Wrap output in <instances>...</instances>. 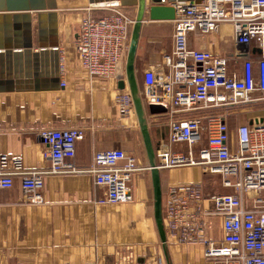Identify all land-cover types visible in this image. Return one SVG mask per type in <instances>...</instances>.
<instances>
[{
  "label": "crops",
  "instance_id": "0c3cea01",
  "mask_svg": "<svg viewBox=\"0 0 264 264\" xmlns=\"http://www.w3.org/2000/svg\"><path fill=\"white\" fill-rule=\"evenodd\" d=\"M125 10L132 17L137 15V8ZM63 11L58 0L63 89L36 90L42 82L49 84L53 80L51 54H46L42 62L35 60V53L39 52L36 14H33L32 50L28 54L20 50L18 57H0V157L21 159L30 171L47 170L50 162L45 157L42 133L80 129L84 131V140L77 143L73 160L77 166L90 169L96 153L120 149L136 153L141 169L133 175L131 199L117 204L103 202L109 189L97 185L89 172L48 178L42 203L31 201L24 193L21 177H16L13 188L0 190V264H116L119 253H126L128 248L134 251L137 264H158L159 260L164 264H228L223 259L209 260L205 254L207 243H218L225 234L223 218L211 214L213 198L224 192L239 193L234 185L224 186L222 175L206 172L202 166L158 169L166 243L161 239L155 217L152 164H159L157 150L169 145L173 118L185 115L174 116L169 110L151 114L144 101L143 78L147 70L165 73L168 69L164 60L174 47L173 23L146 18L143 24L136 61L143 120L136 106L127 114L121 113L118 96L121 92L131 94L129 88L120 89L121 81H126V69L121 78H93L84 70L75 48L79 32L68 30L69 25L63 27L64 21L68 23ZM190 41L194 48L225 56L234 48L228 25L209 35L198 31L191 35ZM262 111L264 107L233 119L235 147L237 128L263 118ZM197 115L200 114L186 117ZM149 143L154 160L149 155ZM188 185H198L202 197L192 203L190 213L194 219L184 229L174 225L166 208L171 190ZM260 196L264 198V193H245L246 206H255V199Z\"/></svg>",
  "mask_w": 264,
  "mask_h": 264
},
{
  "label": "built area",
  "instance_id": "2783aa9c",
  "mask_svg": "<svg viewBox=\"0 0 264 264\" xmlns=\"http://www.w3.org/2000/svg\"><path fill=\"white\" fill-rule=\"evenodd\" d=\"M90 7L108 13L100 17L89 14L82 19L75 43L81 64L93 78H121L135 18L120 3ZM176 11L172 22L174 47L164 60L168 69L165 73L147 70L143 78L147 105L164 103L174 116L185 115L173 118L169 145L157 150L156 167L202 166L206 172L222 175L225 187L234 185L239 193L224 192L213 198L211 214L223 218L225 234L220 242L207 243L206 257L228 264H264V198L256 197L252 208L243 198L245 193H264V117L237 128L235 147L228 114L229 109L264 100V0L184 2L177 4ZM225 25L231 29L234 47L228 56L191 45L192 34H213ZM118 103L123 114L135 106L128 92H121ZM191 113L200 115L186 117ZM41 137L50 167L30 171L21 159L2 156L0 190L13 188L15 178L21 177L24 193L31 201L42 203L48 178L89 172L97 185L108 187L105 204L131 199L130 184L141 169L136 153L99 151L94 166L83 169L73 160L84 131L48 130ZM201 197L198 185L172 189L166 208L168 218L177 227L188 229L194 219L192 203ZM118 256L116 264H137L131 248ZM158 264L164 263L159 260Z\"/></svg>",
  "mask_w": 264,
  "mask_h": 264
},
{
  "label": "water",
  "instance_id": "95a60500",
  "mask_svg": "<svg viewBox=\"0 0 264 264\" xmlns=\"http://www.w3.org/2000/svg\"><path fill=\"white\" fill-rule=\"evenodd\" d=\"M91 6L101 3L119 1L125 8H137L136 20L131 33L130 46L126 60V81H121L120 89L129 88L140 117L144 120V105L140 97V82L136 70V61L143 24L146 18L153 22H173L176 19L178 3H201L202 0H89ZM33 14L37 16L38 47L35 60L42 59L46 54L53 58L52 77L49 84L38 87L37 91H58L64 88L61 77V58L59 42L58 0H0V57L15 56L22 50L28 54L33 48ZM18 57V55H17ZM43 78V73H42ZM151 114L166 113L168 106L164 103H152ZM144 132L148 130L143 126ZM149 155L155 159L150 143ZM154 176L155 217L163 243L167 241L163 218V191L158 168L152 164Z\"/></svg>",
  "mask_w": 264,
  "mask_h": 264
},
{
  "label": "rangeland",
  "instance_id": "374dc122",
  "mask_svg": "<svg viewBox=\"0 0 264 264\" xmlns=\"http://www.w3.org/2000/svg\"><path fill=\"white\" fill-rule=\"evenodd\" d=\"M60 5L63 11L64 16L68 17V23L64 21L62 23L63 27L68 26V30H72L74 33L75 31L79 32V27L82 19L85 17L86 14L91 12L92 15L100 17L102 11L97 7H90L88 6V2L86 0H60ZM135 15V16H134ZM134 18L136 20V14H134ZM252 105L241 106L239 108H233L228 110V114L231 115V119L239 118L241 113H249L258 108L264 107V100L256 103V107ZM264 113V111H262ZM236 130V129H234Z\"/></svg>",
  "mask_w": 264,
  "mask_h": 264
},
{
  "label": "trees",
  "instance_id": "16d2710c",
  "mask_svg": "<svg viewBox=\"0 0 264 264\" xmlns=\"http://www.w3.org/2000/svg\"><path fill=\"white\" fill-rule=\"evenodd\" d=\"M252 106L256 107V103L252 104ZM251 106V107H252ZM236 108V107H235ZM233 122V119L230 120V123Z\"/></svg>",
  "mask_w": 264,
  "mask_h": 264
}]
</instances>
